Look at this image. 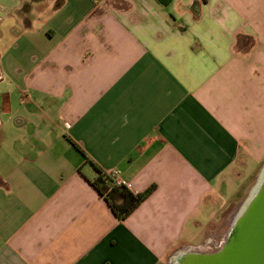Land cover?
<instances>
[{"label":"crops","instance_id":"crops-1","mask_svg":"<svg viewBox=\"0 0 264 264\" xmlns=\"http://www.w3.org/2000/svg\"><path fill=\"white\" fill-rule=\"evenodd\" d=\"M5 12L0 264H160L206 242L264 156V0ZM110 168L155 185L123 220L91 183Z\"/></svg>","mask_w":264,"mask_h":264},{"label":"water","instance_id":"water-1","mask_svg":"<svg viewBox=\"0 0 264 264\" xmlns=\"http://www.w3.org/2000/svg\"><path fill=\"white\" fill-rule=\"evenodd\" d=\"M170 264H264V165L217 250L183 248Z\"/></svg>","mask_w":264,"mask_h":264},{"label":"rangeland","instance_id":"rangeland-1","mask_svg":"<svg viewBox=\"0 0 264 264\" xmlns=\"http://www.w3.org/2000/svg\"><path fill=\"white\" fill-rule=\"evenodd\" d=\"M20 1L21 0H0V5H2V7L0 6V16H7L5 11H7L9 7H12L14 5L16 6ZM263 165L264 156L256 162V168L253 175L245 176V185L240 191V194L234 197L232 201H230L228 207L224 211H222L218 218H216V221H214L209 227L208 231L210 230L211 234L209 235L210 237L207 238V241L201 244L189 246L188 248L202 250L204 252H213L220 248L229 230V226L233 217L236 215V212L250 192ZM181 250H183V247H180V249H178L177 251L171 250L170 252H168L160 264H170L175 254Z\"/></svg>","mask_w":264,"mask_h":264},{"label":"trees","instance_id":"trees-1","mask_svg":"<svg viewBox=\"0 0 264 264\" xmlns=\"http://www.w3.org/2000/svg\"><path fill=\"white\" fill-rule=\"evenodd\" d=\"M75 146L79 149L77 145ZM79 150L82 151L81 149ZM85 157L88 158L86 155ZM97 170L99 172V176L91 183L105 198L112 212L119 220L127 218L155 189L154 184L139 192H135L126 186H115L109 188L106 184L107 174L101 169Z\"/></svg>","mask_w":264,"mask_h":264},{"label":"built area","instance_id":"built-area-1","mask_svg":"<svg viewBox=\"0 0 264 264\" xmlns=\"http://www.w3.org/2000/svg\"><path fill=\"white\" fill-rule=\"evenodd\" d=\"M69 126V124H67ZM106 175V184L111 187L115 186H126L130 188V183L122 175V172L118 168H110L105 172Z\"/></svg>","mask_w":264,"mask_h":264}]
</instances>
